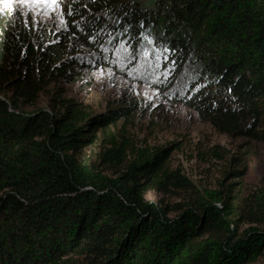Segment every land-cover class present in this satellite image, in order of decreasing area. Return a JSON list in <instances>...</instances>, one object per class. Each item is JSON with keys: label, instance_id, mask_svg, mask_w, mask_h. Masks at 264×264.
Here are the masks:
<instances>
[{"label": "trees", "instance_id": "1", "mask_svg": "<svg viewBox=\"0 0 264 264\" xmlns=\"http://www.w3.org/2000/svg\"><path fill=\"white\" fill-rule=\"evenodd\" d=\"M67 1L61 29L0 12V264H264V188L231 168L197 184L173 165L182 145L138 143L135 100L95 113L60 88L110 68L112 46L135 64L153 44L160 89L187 74L176 102L264 144V0Z\"/></svg>", "mask_w": 264, "mask_h": 264}, {"label": "rangeland", "instance_id": "2", "mask_svg": "<svg viewBox=\"0 0 264 264\" xmlns=\"http://www.w3.org/2000/svg\"><path fill=\"white\" fill-rule=\"evenodd\" d=\"M150 3L146 4L152 6ZM67 4V0H59L57 11L45 9L38 14L39 10L33 12L19 4H9L5 8L3 0H0V12L21 16L35 25L41 23L61 29L65 25ZM141 41L147 45L151 40ZM106 51L114 55L112 66L87 72L77 84L61 86L65 98L81 102L95 113H104L110 106L116 107L122 99L135 100L141 108L139 121L132 132L138 143L152 147L168 143L182 145V150L174 154L173 165L180 167L192 181L216 188L231 168L245 172L243 182L247 189L264 188V144L221 135L204 123L196 112L176 102L174 97L190 79L187 74L178 76L172 89H160L158 85L170 80L158 68L160 53L157 46L152 44L149 51H138L139 58L135 64L132 52L123 46H112ZM49 105L50 94L43 95L37 107L28 108L27 112L49 110ZM214 146L227 150L230 162L203 158L205 150ZM97 152L96 149H87L83 157L94 161ZM161 199L162 196L155 192L147 196V200L152 202Z\"/></svg>", "mask_w": 264, "mask_h": 264}, {"label": "snow or ice", "instance_id": "3", "mask_svg": "<svg viewBox=\"0 0 264 264\" xmlns=\"http://www.w3.org/2000/svg\"><path fill=\"white\" fill-rule=\"evenodd\" d=\"M3 3L5 8H7L9 4H19L33 12L39 10L38 14H42L45 9L51 12L57 11L59 0H3ZM0 11H2V9H0ZM13 11H15V9H13Z\"/></svg>", "mask_w": 264, "mask_h": 264}]
</instances>
